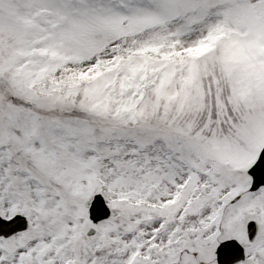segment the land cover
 <instances>
[{"label": "snow or ice", "instance_id": "obj_1", "mask_svg": "<svg viewBox=\"0 0 264 264\" xmlns=\"http://www.w3.org/2000/svg\"><path fill=\"white\" fill-rule=\"evenodd\" d=\"M0 264H264V0H0Z\"/></svg>", "mask_w": 264, "mask_h": 264}]
</instances>
